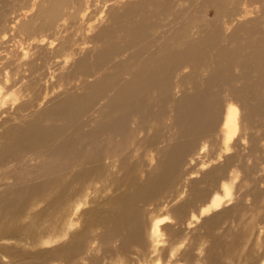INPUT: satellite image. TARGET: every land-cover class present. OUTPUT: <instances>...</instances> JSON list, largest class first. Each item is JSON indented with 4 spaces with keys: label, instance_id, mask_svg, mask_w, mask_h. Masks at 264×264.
Listing matches in <instances>:
<instances>
[{
    "label": "bare ground",
    "instance_id": "6f19581e",
    "mask_svg": "<svg viewBox=\"0 0 264 264\" xmlns=\"http://www.w3.org/2000/svg\"><path fill=\"white\" fill-rule=\"evenodd\" d=\"M51 2L0 43V264H264V0Z\"/></svg>",
    "mask_w": 264,
    "mask_h": 264
},
{
    "label": "rangeland",
    "instance_id": "374dc122",
    "mask_svg": "<svg viewBox=\"0 0 264 264\" xmlns=\"http://www.w3.org/2000/svg\"><path fill=\"white\" fill-rule=\"evenodd\" d=\"M51 1L52 0H0V43H2V37H3L4 34H8V36H9L13 32H16L17 29H18L17 31H21L22 29L24 30L25 29L24 26H29L33 22L35 24H39L38 22L42 21L41 19L43 18V15H44L43 12L46 10V8L49 9V7L53 4ZM236 22H238V21L236 20L235 23ZM39 34L40 33H38V34L35 33L34 36H37ZM44 35H47L48 37H50V39L51 38L52 39L56 38V34L54 32H45ZM9 45H11V46H9ZM9 45L8 46L11 49L12 48V44H9ZM58 55L59 56H58L57 60L61 61V59H62L61 56H60L61 52ZM81 55L82 54L80 53V56ZM61 91L62 90L60 89V90H56L55 92H49V94L46 97V99L43 100L45 103H42L41 106L39 107V109L41 110V108H46V107L50 106L54 100L59 99L62 96V92ZM49 99H51L52 101L49 100ZM9 100H10V98H9ZM9 100H8V102H9V104H11L13 101L10 100L11 101L10 102ZM0 129L2 130V128H0ZM198 153H199V151L197 150V151L193 152L190 156H188L186 158V161H185L184 166L182 168L181 181H180L179 185L174 189V190L181 191L180 197L176 198L174 203H167L166 204V202H165L164 205L160 206V208L159 207H155L156 209L155 208L153 209L154 210V214L158 215L159 217H169V218L171 217V219L174 218L173 220H175L176 216L173 213V211H171V210L169 211L168 210L169 206H170V208H172V207L176 206L177 204H180V203L184 202L185 200H187L189 198V196H190L189 195L190 183L191 182H199L201 180L202 176L210 169V167L204 168V169L202 168V163L207 161L204 158L206 153L205 154H199V156H198ZM191 159H193V161ZM223 161H224V159L222 158V159H220V161H218V162L216 161L215 163H213L212 166H215V164L218 165L219 163H222ZM205 167H207V166H205ZM145 174L146 173L142 174L143 177L140 178L141 181H144ZM241 176H243V173H242ZM11 183H13V180H11V179L7 180V181L3 180V181L0 182V195H3V194H5L6 192L9 191V190H6V189L12 185ZM107 184H108V186H110L109 183H107ZM263 187L264 186H262L261 187L262 189L261 188L260 189L264 190ZM96 190H104V189H102L101 186L98 185ZM108 190H115V189L110 186V187H108ZM205 190L208 191V190H210V188L209 189H205ZM103 195H105V194H103ZM103 195L101 194V196H103ZM96 197H99V196L96 195ZM39 207L35 208V210H33L32 213H34L36 211H39L44 206L42 204ZM157 208H159V209L157 210ZM156 210H157V212H156ZM187 219H188V216L185 218V220H187ZM202 220L203 219H201V222H202ZM230 220L231 219L228 218V221H230ZM188 222L189 221H185L186 224H184L183 227L181 226V228L186 227L189 224ZM201 222H198L195 225L192 224V226H190V230L191 231L193 230L192 232L191 231H186V232L183 233V235H187L186 243L188 242V239L191 236H195V235L201 236V235L205 234V232H206L205 229H207V228H205L204 226H203V228H201L200 227L201 226ZM229 223L230 222H227L226 224H220L218 227H216V230L214 231V234L216 236L222 237L227 229L228 230H232L233 233L237 232L238 229L232 224L229 225ZM167 224H169V222H167ZM210 227L211 226L209 225V228ZM177 228H179V227H177ZM212 231H213V228L210 229V233ZM162 239L164 240L165 237H163ZM210 243H211V239L210 238L209 239L206 238V240L204 242V245H203L204 246L203 249L206 250L209 247ZM248 243H249V245H248ZM7 244L10 247L11 246L12 247H16L17 246L15 241L14 242L13 241L8 242ZM252 244H253V241L247 240L246 242H244V245L241 246V249H249L250 246H252ZM182 249H184V248H182ZM29 250L32 251L31 248H28V251ZM197 253L199 254V252H197ZM204 254H205V252H203L201 254L200 259H202L204 257Z\"/></svg>",
    "mask_w": 264,
    "mask_h": 264
}]
</instances>
